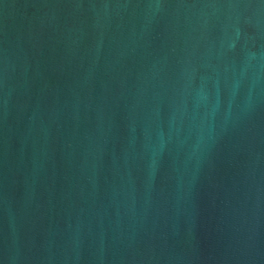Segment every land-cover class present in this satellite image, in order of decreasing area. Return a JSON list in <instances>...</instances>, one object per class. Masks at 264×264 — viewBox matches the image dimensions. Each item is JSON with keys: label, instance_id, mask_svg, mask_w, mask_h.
<instances>
[{"label": "water", "instance_id": "1", "mask_svg": "<svg viewBox=\"0 0 264 264\" xmlns=\"http://www.w3.org/2000/svg\"><path fill=\"white\" fill-rule=\"evenodd\" d=\"M0 264H264V0H0Z\"/></svg>", "mask_w": 264, "mask_h": 264}]
</instances>
